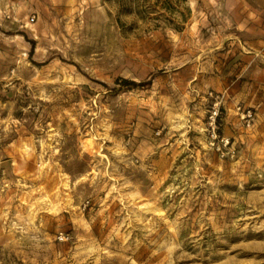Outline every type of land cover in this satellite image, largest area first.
Masks as SVG:
<instances>
[{
	"label": "rangeland",
	"instance_id": "rangeland-1",
	"mask_svg": "<svg viewBox=\"0 0 264 264\" xmlns=\"http://www.w3.org/2000/svg\"><path fill=\"white\" fill-rule=\"evenodd\" d=\"M0 264H264V0H0Z\"/></svg>",
	"mask_w": 264,
	"mask_h": 264
},
{
	"label": "trees",
	"instance_id": "trees-1",
	"mask_svg": "<svg viewBox=\"0 0 264 264\" xmlns=\"http://www.w3.org/2000/svg\"><path fill=\"white\" fill-rule=\"evenodd\" d=\"M121 83H123V84H130V83L135 84L136 82L134 80H131V79L123 78L121 80Z\"/></svg>",
	"mask_w": 264,
	"mask_h": 264
},
{
	"label": "built area",
	"instance_id": "built-area-1",
	"mask_svg": "<svg viewBox=\"0 0 264 264\" xmlns=\"http://www.w3.org/2000/svg\"><path fill=\"white\" fill-rule=\"evenodd\" d=\"M34 18V16H32V18L31 19H33Z\"/></svg>",
	"mask_w": 264,
	"mask_h": 264
}]
</instances>
